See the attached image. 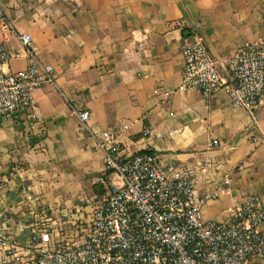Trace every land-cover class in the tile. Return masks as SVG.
<instances>
[{"label": "crops", "instance_id": "crops-1", "mask_svg": "<svg viewBox=\"0 0 264 264\" xmlns=\"http://www.w3.org/2000/svg\"><path fill=\"white\" fill-rule=\"evenodd\" d=\"M190 25L222 63L243 42L264 39V0H0V43L18 53L5 69L27 66L18 36L28 33L55 71L54 83L33 91L35 123L22 113L0 117V228L78 218L77 208L103 192V152L75 110L90 112L93 132L126 125L124 153L152 150L190 170L200 191L216 190L206 220L227 219L233 198L264 195V96L251 114L224 89L206 98L182 88Z\"/></svg>", "mask_w": 264, "mask_h": 264}, {"label": "built area", "instance_id": "built-area-1", "mask_svg": "<svg viewBox=\"0 0 264 264\" xmlns=\"http://www.w3.org/2000/svg\"><path fill=\"white\" fill-rule=\"evenodd\" d=\"M188 27L181 87L206 98L224 89L234 106L252 114L264 96V39L243 42L221 63L198 29ZM18 37L28 54L23 69H5L18 53L0 43V117L22 113L35 123L33 91L54 83L55 71L39 59L28 33ZM74 112L103 152L104 190L77 208L78 218L42 217L31 227H1L0 264H264V195L233 198L227 219L206 220L202 208L216 190L200 191L190 170L163 164L152 150L124 153L118 137L126 125L93 132L90 112Z\"/></svg>", "mask_w": 264, "mask_h": 264}]
</instances>
